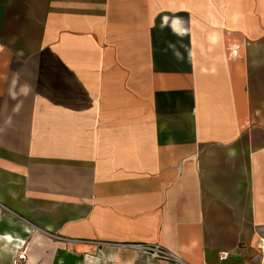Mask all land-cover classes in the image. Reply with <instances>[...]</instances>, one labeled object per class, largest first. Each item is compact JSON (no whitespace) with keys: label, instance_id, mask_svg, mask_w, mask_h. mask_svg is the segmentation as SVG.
Wrapping results in <instances>:
<instances>
[{"label":"crops","instance_id":"obj_1","mask_svg":"<svg viewBox=\"0 0 264 264\" xmlns=\"http://www.w3.org/2000/svg\"><path fill=\"white\" fill-rule=\"evenodd\" d=\"M1 208L0 264H264V0H0Z\"/></svg>","mask_w":264,"mask_h":264},{"label":"built area","instance_id":"obj_2","mask_svg":"<svg viewBox=\"0 0 264 264\" xmlns=\"http://www.w3.org/2000/svg\"><path fill=\"white\" fill-rule=\"evenodd\" d=\"M258 238L260 239V244L257 246V248L259 250V253L264 258V235ZM125 247L132 249L135 252H138L142 257H145L146 259L152 262L158 261L161 264H189L188 262L184 261L180 256L172 252L170 249L168 250L167 248L156 242L137 244L131 243L125 244ZM20 259H23V257H21Z\"/></svg>","mask_w":264,"mask_h":264},{"label":"bare ground","instance_id":"obj_3","mask_svg":"<svg viewBox=\"0 0 264 264\" xmlns=\"http://www.w3.org/2000/svg\"><path fill=\"white\" fill-rule=\"evenodd\" d=\"M172 29L176 32H179L181 30V24L180 22L177 20V19H173L172 21ZM3 237L2 241L0 239V251L1 252H4V251H7L9 252L10 248L9 246L11 244H9L10 240L13 238V235L11 232H4L3 234H0V238ZM17 243H19V245L15 244L14 245V250H12L13 253H15V249H20V248H23L24 249V245L23 244V240L19 239V240H16ZM17 252V251H16ZM24 255V252H21V255H19V258L23 257ZM24 258V257H23Z\"/></svg>","mask_w":264,"mask_h":264},{"label":"rangeland","instance_id":"obj_4","mask_svg":"<svg viewBox=\"0 0 264 264\" xmlns=\"http://www.w3.org/2000/svg\"><path fill=\"white\" fill-rule=\"evenodd\" d=\"M0 213H2L3 215H5V214H8L7 212H5V210L3 209V208H1V212ZM31 228H32V233H34L36 230V228H33V226H31ZM43 233H45V235L51 240V241H57L58 240V237H56L55 235H53V234H50L49 232H47V231H44ZM260 244V239L258 238V240H257V243H256V245L258 246ZM263 245V244H262ZM20 250V249H19ZM131 251H132V253L134 254V256H136V258H137V260H136V264H137V262H139L140 264H148V263H146L141 257H139V253L138 252H135L134 250H132L131 249ZM21 254V251H18V253H17V255H16V258L19 256ZM18 260L20 259L19 257L17 258ZM260 261L261 260H263V256L261 255L260 256ZM21 260V259H20ZM18 264H20V262H18ZM152 264H161L160 262H158V261H155V262H153Z\"/></svg>","mask_w":264,"mask_h":264},{"label":"clouds","instance_id":"obj_5","mask_svg":"<svg viewBox=\"0 0 264 264\" xmlns=\"http://www.w3.org/2000/svg\"><path fill=\"white\" fill-rule=\"evenodd\" d=\"M29 91H30V89H29L27 86L21 88V92H22L24 95H27ZM12 98H13V99L16 98V96H15L14 93L12 94Z\"/></svg>","mask_w":264,"mask_h":264}]
</instances>
